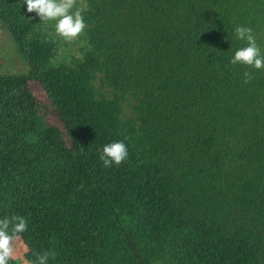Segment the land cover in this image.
<instances>
[{
	"label": "trees",
	"instance_id": "obj_1",
	"mask_svg": "<svg viewBox=\"0 0 264 264\" xmlns=\"http://www.w3.org/2000/svg\"><path fill=\"white\" fill-rule=\"evenodd\" d=\"M77 9L66 41L0 0V57L28 68L0 63V219L28 224L9 264H264V70L230 64L236 26L264 53V0ZM117 141L127 159L105 168Z\"/></svg>",
	"mask_w": 264,
	"mask_h": 264
},
{
	"label": "clouds",
	"instance_id": "obj_2",
	"mask_svg": "<svg viewBox=\"0 0 264 264\" xmlns=\"http://www.w3.org/2000/svg\"><path fill=\"white\" fill-rule=\"evenodd\" d=\"M27 5L28 13H35L41 21H55V32L66 41H72L80 36L86 24L79 9H72L76 0H23ZM235 38L245 42V46L235 51L230 64L246 65L254 70H264V53L257 43L256 36L251 27L236 26ZM244 84H248L254 78L252 72L243 73ZM128 156L127 146L122 141L112 142L103 146L100 160L105 168L113 165H121ZM26 218L22 216L4 217L0 219V264H9L16 257V243L27 231ZM34 259H24L23 264H49V260H55V249L33 253Z\"/></svg>",
	"mask_w": 264,
	"mask_h": 264
},
{
	"label": "rangeland",
	"instance_id": "obj_3",
	"mask_svg": "<svg viewBox=\"0 0 264 264\" xmlns=\"http://www.w3.org/2000/svg\"><path fill=\"white\" fill-rule=\"evenodd\" d=\"M0 34H1V38H7L8 37V34H7V32H3V33H1V31H0ZM11 44L13 45V46H15L16 47V45H15V42L14 41H12L11 40ZM6 49H3V50H0V52H2L3 54L5 53V51L7 50V47H5ZM17 49V48H16ZM11 52H12V50H10ZM13 53V52H12ZM11 54V53H10ZM16 60V61H15ZM0 63H5L4 65H3V67H4V69H5V71L4 72H25V70H26V68L27 67H25L24 68V70H19V68H18V60L16 59V58H13L12 60H8V59H4V58H1L0 57ZM20 63H21V61H20ZM22 65V64H21ZM27 70H28V68H27ZM20 264H22V263H20Z\"/></svg>",
	"mask_w": 264,
	"mask_h": 264
}]
</instances>
